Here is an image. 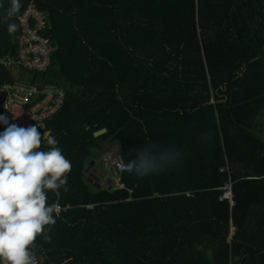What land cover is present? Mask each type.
<instances>
[{"label":"trees","instance_id":"trees-1","mask_svg":"<svg viewBox=\"0 0 264 264\" xmlns=\"http://www.w3.org/2000/svg\"><path fill=\"white\" fill-rule=\"evenodd\" d=\"M12 3L0 57L34 4L55 46L43 80L66 91L44 122L72 168L48 192L62 208L34 241L41 264H264V0H19L9 16ZM114 143L122 165L144 152L158 170L121 167L124 188L91 179Z\"/></svg>","mask_w":264,"mask_h":264},{"label":"clouds","instance_id":"clouds-1","mask_svg":"<svg viewBox=\"0 0 264 264\" xmlns=\"http://www.w3.org/2000/svg\"><path fill=\"white\" fill-rule=\"evenodd\" d=\"M19 6V0H13L8 15ZM14 29L9 26L10 31ZM0 125L5 126L0 130V264H33L34 241L42 234L45 240L51 239L46 226L56 222L58 209L47 202L48 192L67 190L72 165L51 132L38 131L36 124L9 123L4 114H0ZM42 143L49 146L47 150ZM110 146L118 148L117 143ZM122 167L138 179L158 170L155 157L144 152Z\"/></svg>","mask_w":264,"mask_h":264},{"label":"built area","instance_id":"built-area-1","mask_svg":"<svg viewBox=\"0 0 264 264\" xmlns=\"http://www.w3.org/2000/svg\"><path fill=\"white\" fill-rule=\"evenodd\" d=\"M47 27L45 14L34 4L28 5L17 17L19 33L15 55L0 57V114L6 115L9 123L18 126L36 124L41 132H48L45 131L44 122L55 116L66 100L63 88L45 82L42 77L51 64L52 52L55 50V46L45 36ZM4 127L0 125V130ZM103 162L112 174L110 186L124 188L118 178L122 159L117 146H110L103 153ZM223 190V197L233 205L231 182ZM54 206L59 213L62 207L58 204ZM33 257V264H41L38 256L33 254Z\"/></svg>","mask_w":264,"mask_h":264},{"label":"rangeland","instance_id":"rangeland-1","mask_svg":"<svg viewBox=\"0 0 264 264\" xmlns=\"http://www.w3.org/2000/svg\"><path fill=\"white\" fill-rule=\"evenodd\" d=\"M260 120L264 121V115L260 118ZM113 145H116V143H114ZM93 170L94 171H98V172H100L103 175V177L101 178L102 179L101 183H102V185H105V186L109 187L110 186V182H109V180L108 181H106V180H107V178L112 177V174H111V171L109 170V168L108 167L106 168L105 165H104L103 154L100 157H98L97 162L95 163L94 167L92 168V171Z\"/></svg>","mask_w":264,"mask_h":264},{"label":"water","instance_id":"water-1","mask_svg":"<svg viewBox=\"0 0 264 264\" xmlns=\"http://www.w3.org/2000/svg\"><path fill=\"white\" fill-rule=\"evenodd\" d=\"M107 130H106V128H102V129H100V130H98V131H96L95 133H94V135L95 136H98V135H101V134H103V133H105ZM95 164V161H92L91 163H90V165L85 169V173H89V176H90V178L91 179H96V180H98V179H100V178H102V174L100 173V172H98V171H92L91 169V167L93 166ZM91 170V171H90Z\"/></svg>","mask_w":264,"mask_h":264},{"label":"crops","instance_id":"crops-1","mask_svg":"<svg viewBox=\"0 0 264 264\" xmlns=\"http://www.w3.org/2000/svg\"><path fill=\"white\" fill-rule=\"evenodd\" d=\"M109 180V178H107V180L106 181H108Z\"/></svg>","mask_w":264,"mask_h":264}]
</instances>
